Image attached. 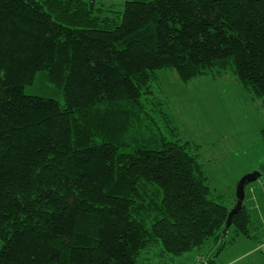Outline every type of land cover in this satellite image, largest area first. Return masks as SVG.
I'll use <instances>...</instances> for the list:
<instances>
[{"label": "trees", "instance_id": "obj_1", "mask_svg": "<svg viewBox=\"0 0 264 264\" xmlns=\"http://www.w3.org/2000/svg\"><path fill=\"white\" fill-rule=\"evenodd\" d=\"M108 13L96 0H0V264H154L155 249L215 264L211 248L257 239L244 202L223 237L229 209L199 145L152 86L161 70L185 85L231 75L264 111V0ZM37 73L62 102L25 94Z\"/></svg>", "mask_w": 264, "mask_h": 264}, {"label": "rangeland", "instance_id": "obj_2", "mask_svg": "<svg viewBox=\"0 0 264 264\" xmlns=\"http://www.w3.org/2000/svg\"><path fill=\"white\" fill-rule=\"evenodd\" d=\"M96 1L104 15H111L108 10H121L126 0ZM152 89L160 98L163 110L174 119L180 136L199 145L198 152L213 196L231 210L236 203L238 181L250 172L261 170L264 165V142L259 133L264 128V111L259 107L260 102H253L231 75L216 79L197 78L185 85L174 71L161 70L157 72ZM25 94L63 100L41 73H37L32 85L25 87ZM260 181L264 182V177L247 184L246 205L249 185L255 186ZM250 214L257 239L237 238L216 257L217 247L211 248L208 257H213L215 264H264V246L257 245L264 241V230L261 229V224L264 226L263 204L257 205ZM232 238L230 231L228 239ZM256 246L251 254L247 253ZM152 252L154 264H185L190 259H163L155 255L156 249Z\"/></svg>", "mask_w": 264, "mask_h": 264}, {"label": "water", "instance_id": "obj_3", "mask_svg": "<svg viewBox=\"0 0 264 264\" xmlns=\"http://www.w3.org/2000/svg\"><path fill=\"white\" fill-rule=\"evenodd\" d=\"M260 175L261 174L258 171L250 172L249 174L244 175L238 181L236 185V203L235 206L231 210H229L226 224L223 230V237L226 236L227 230L230 227L232 216L242 208L245 198V186L251 182L258 180L260 178Z\"/></svg>", "mask_w": 264, "mask_h": 264}, {"label": "crops", "instance_id": "obj_4", "mask_svg": "<svg viewBox=\"0 0 264 264\" xmlns=\"http://www.w3.org/2000/svg\"><path fill=\"white\" fill-rule=\"evenodd\" d=\"M258 171V170H256ZM249 195H248V200H247V208L249 209L250 212H252L254 209H256V206H260V203L263 204L264 207V182H259V184H255L254 185H249ZM260 201V203H259ZM264 221V219H263ZM263 226V224H262ZM262 229L264 230V226L262 227ZM263 235H264V231H263ZM236 241V240H235ZM258 246H264V241L260 242L259 244H257ZM258 248H262V247H258ZM255 249H257L256 247H253L252 249L248 250V254H251Z\"/></svg>", "mask_w": 264, "mask_h": 264}, {"label": "built area", "instance_id": "obj_5", "mask_svg": "<svg viewBox=\"0 0 264 264\" xmlns=\"http://www.w3.org/2000/svg\"><path fill=\"white\" fill-rule=\"evenodd\" d=\"M190 264H205L204 262H200L199 260L193 262V263H190Z\"/></svg>", "mask_w": 264, "mask_h": 264}]
</instances>
